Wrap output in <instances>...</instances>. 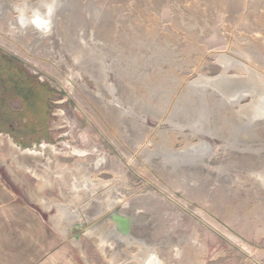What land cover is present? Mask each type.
Wrapping results in <instances>:
<instances>
[{
  "label": "rangeland",
  "instance_id": "obj_1",
  "mask_svg": "<svg viewBox=\"0 0 264 264\" xmlns=\"http://www.w3.org/2000/svg\"><path fill=\"white\" fill-rule=\"evenodd\" d=\"M0 61L18 195L128 223L92 264H264V0H0Z\"/></svg>",
  "mask_w": 264,
  "mask_h": 264
},
{
  "label": "crops",
  "instance_id": "obj_2",
  "mask_svg": "<svg viewBox=\"0 0 264 264\" xmlns=\"http://www.w3.org/2000/svg\"><path fill=\"white\" fill-rule=\"evenodd\" d=\"M259 178L264 184V175ZM15 185V180L0 168V264H92L83 236L96 243L98 233L107 230L92 225L96 234L89 233L91 226L75 234L73 224L85 220L81 213L68 205L49 204L42 197L38 203H31L18 195ZM61 206L67 207L66 215L61 214ZM116 228L109 230L110 243H115V236L126 237Z\"/></svg>",
  "mask_w": 264,
  "mask_h": 264
},
{
  "label": "bare ground",
  "instance_id": "obj_3",
  "mask_svg": "<svg viewBox=\"0 0 264 264\" xmlns=\"http://www.w3.org/2000/svg\"><path fill=\"white\" fill-rule=\"evenodd\" d=\"M51 8V7H50ZM50 10V9H49ZM36 15H37V13H35ZM35 15V16H36ZM36 19H35V21H33L34 23H36L37 25H39V26H42L43 24H44V19H45V16H43L42 18H37V17H35ZM32 19V18H31ZM47 22V21H46ZM47 24V23H46ZM44 26V25H43ZM219 58V61L221 62V64H223L224 65V67L226 68V67H230V66H228L227 64H228V60H231L232 58V56H230V59H228L227 60V58L226 57H223V56H218ZM229 58V57H228ZM217 59V60H218ZM234 59V58H233ZM232 62V61H231ZM243 63V62H242ZM230 64V63H229ZM250 64V63H249ZM232 65H234V63L232 64ZM231 65V66H232ZM242 66V65H241ZM246 67V66H245ZM227 69V68H226ZM232 69V68H231ZM242 69V68H241ZM250 71V70H249ZM248 71V72H249ZM246 73V72H245ZM257 76V75H256ZM252 77V76H251ZM202 78V77H201ZM245 78V77H244ZM250 79V78H249ZM227 80H228V78L227 77H225V75H221V77L220 76H218V77H215V78H206L202 83H206V84H212L213 86H215V85H220V83H223V81L224 82H226V83H228L227 82ZM242 80V79H241ZM254 80V79H253ZM202 81V80H201ZM234 81V80H233ZM246 81V80H245ZM255 83V81H252V83ZM260 82V81H259ZM198 83V82H197ZM242 83V82H241ZM241 83H240V86H241ZM248 83V82H247ZM262 83V82H261ZM194 84V83H193ZM199 84H200V82H199ZM233 84V83H232ZM251 84V83H250ZM223 85V84H222ZM224 85H226V84H224ZM242 85H244V84H242ZM245 85H246V83H245ZM257 85H259V84H257ZM264 85V84H263ZM262 85V86H263ZM203 86V85H202ZM249 86V85H248ZM247 86V87H248ZM198 87V86H197ZM251 87V86H250ZM217 88V87H216ZM227 88V87H226ZM233 88V87H232ZM241 88H242V86H241ZM240 87H239V89H241ZM243 88L245 89L246 87H244L243 86ZM252 88H254L253 87V85H252ZM264 88V86L262 87V89ZM234 89V88H233ZM249 89V88H248ZM247 89V90H248ZM251 89V88H250ZM261 89V90H262ZM230 90H231V88H230ZM241 90H243V89H241ZM254 90H255V88H254ZM246 91V90H245ZM256 91V90H255ZM254 91V92H255ZM243 92V91H242ZM247 92V91H246ZM248 92L250 93V90H248ZM252 92V94H253V91H251ZM260 92H262V91H260ZM264 92V91H263ZM225 93V92H224ZM245 93V92H244ZM229 94H231V93H229ZM246 94V93H245ZM251 94V95H252ZM263 94V93H262ZM260 95L259 97L260 98H258V100L255 102V103H253L252 105H251V108H250V110L255 114V116H256V113L258 114L257 115V117L259 116V115H263L264 116V95ZM234 95V94H233ZM236 95V94H235ZM244 95V94H243ZM254 95V94H253ZM237 96V95H236ZM258 96V95H257ZM234 97V96H233ZM254 99V98H253ZM232 101V100H231ZM230 101V102H231ZM252 102V101H251ZM249 105V104H248ZM244 108V107H243ZM249 108L247 107V109L246 110H248ZM244 110V109H243ZM249 110V111H250ZM250 111V112H251ZM241 112V111H240ZM251 112V113H252ZM242 113V112H241ZM243 114V113H242ZM240 115V114H239ZM244 115V114H243ZM246 115V114H245ZM247 115H248V113H247ZM249 117V116H248ZM251 117V116H250ZM254 117V116H253ZM247 118V117H246ZM248 119V118H247ZM203 143V142H202ZM198 144L197 146H199L200 147V149H199V147H197L198 149H199V151H203L204 150V148L205 147H208L209 149H211V145L210 144H208V143H203V144ZM206 144V145H205ZM196 148V147H195ZM196 148V149H197ZM29 150V149H28ZM30 151V150H29ZM77 153V154H80V155H83L84 154V152L83 151H81V150H77V149H74V153ZM75 153V154H76ZM10 167V166H9ZM12 167V166H11ZM10 167V169L11 170H13L12 168ZM14 172V171H13ZM257 175L259 176H262V178H263V175H264V172H260V173H257ZM259 176V177H260ZM62 213V215H66L67 213H68V210L67 211H62L61 212ZM80 216V215H79ZM78 215H74V217H79ZM116 218H115V221L117 222V224H118V227L120 228V229H122L124 232L126 231V232H128V230H129V227H128V223L125 221V219L124 218H122V217H120V216H115ZM95 228L96 227H91L90 229H89V233H97L96 232V230H95ZM110 236L109 235H106V234H99L98 235V240H97V243L99 244V246L102 248V250L104 251L105 250V247H106V245L108 244V243H110ZM140 260V259H139ZM158 261H159V259L156 257V256H150V255H146V256H143L142 258H141V264H158Z\"/></svg>",
  "mask_w": 264,
  "mask_h": 264
},
{
  "label": "trees",
  "instance_id": "obj_4",
  "mask_svg": "<svg viewBox=\"0 0 264 264\" xmlns=\"http://www.w3.org/2000/svg\"><path fill=\"white\" fill-rule=\"evenodd\" d=\"M0 66H3L4 68H5V72L8 74V71H9V69H11V68H13L12 69V74H19L18 72L19 71H21L19 68L17 69V67L16 66H14V64H13V66H5L4 65V62L3 61H0ZM11 74V73H10ZM23 73H21V74H19V76H21ZM8 76V75H7ZM13 77H14V75H13ZM8 78L11 80V81H14L16 78H12L11 79V77L10 76H8ZM6 83V78H5V76L2 74V72L0 71V85L1 86H3L4 84ZM22 84H21V86H25V87H27L28 85L29 86H31L32 84H28L26 81H25V83H23V82H21ZM49 91V90H48Z\"/></svg>",
  "mask_w": 264,
  "mask_h": 264
}]
</instances>
